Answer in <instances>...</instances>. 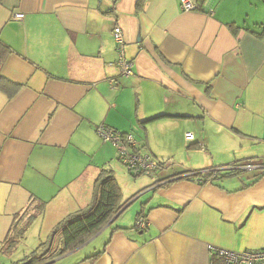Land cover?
Instances as JSON below:
<instances>
[{
  "label": "crops",
  "instance_id": "crops-1",
  "mask_svg": "<svg viewBox=\"0 0 264 264\" xmlns=\"http://www.w3.org/2000/svg\"><path fill=\"white\" fill-rule=\"evenodd\" d=\"M193 1L183 11L179 0H0L10 50L0 73L18 85L11 97L0 91V257L12 231L46 213L55 226L92 201L97 174L118 159L100 123L131 133L134 151L164 169L129 197L115 176L135 209L42 264H225L209 246H264V170L192 177L264 160V0ZM115 26L128 77L115 64ZM158 149H170V165ZM103 236L96 259L78 256Z\"/></svg>",
  "mask_w": 264,
  "mask_h": 264
},
{
  "label": "trees",
  "instance_id": "trees-1",
  "mask_svg": "<svg viewBox=\"0 0 264 264\" xmlns=\"http://www.w3.org/2000/svg\"><path fill=\"white\" fill-rule=\"evenodd\" d=\"M141 2L142 0H139L138 7H141ZM9 51L8 46L0 41V67ZM17 90L18 85L8 81L0 73V91L11 97ZM158 162L160 163V161ZM160 164L162 165V163ZM227 175H229L228 169H222L194 173L192 177H198L205 182L220 179ZM122 196L121 187L113 171L101 169L94 181L92 201L84 208L67 215L59 221L47 239L39 244L40 247L43 245L41 251L34 250L28 258L13 264H42L80 247L96 235L113 217L125 210L129 200H124ZM12 243L13 241L9 239V241L6 240L3 246ZM3 246L1 251L5 250V253L9 254L10 248ZM99 253L97 251L87 258L94 260L99 256Z\"/></svg>",
  "mask_w": 264,
  "mask_h": 264
},
{
  "label": "built area",
  "instance_id": "built-area-1",
  "mask_svg": "<svg viewBox=\"0 0 264 264\" xmlns=\"http://www.w3.org/2000/svg\"><path fill=\"white\" fill-rule=\"evenodd\" d=\"M179 6L183 11L196 10V5L193 0H179ZM22 17V13H17L15 15V18L17 19H21ZM112 36L117 49V58L115 60V64L118 68L119 75L122 77H128L133 74V60L128 59L125 55V42L120 27H114ZM108 82L110 85L117 87L115 84V79L111 78L108 80ZM96 133L101 141L111 143V145L116 148L118 159L124 163L127 171L132 173L134 176L141 173H148L151 175L153 172L162 167V165L157 160L150 159L148 156L134 151L136 140L131 133L120 132L108 127L104 123H100L96 127ZM184 138L186 141H192L193 134L191 132H187L185 133ZM222 169H235L242 171L255 169L263 171L264 160L251 159L244 162L243 164L215 170ZM146 224L147 220L144 217H138L135 221L136 228H144L146 227ZM209 248L217 255L222 257L225 264H264V246L259 249H244L241 251H232L213 246H209Z\"/></svg>",
  "mask_w": 264,
  "mask_h": 264
},
{
  "label": "rangeland",
  "instance_id": "rangeland-1",
  "mask_svg": "<svg viewBox=\"0 0 264 264\" xmlns=\"http://www.w3.org/2000/svg\"><path fill=\"white\" fill-rule=\"evenodd\" d=\"M192 134H194L193 132H191ZM185 135V134H184ZM98 136V135H97ZM99 138V136H98ZM100 139V138H99ZM178 137L173 136L172 139H170V141H172V143H176L177 142ZM193 139H194V135H193ZM160 140V139H159ZM188 143H190L188 141ZM188 143L185 144V146H191V145H187ZM192 143V142H191ZM111 145V143H109ZM194 147H191L193 149L195 148H199L196 147L195 145H193ZM115 148V147H114ZM111 152L114 153L116 151V155H117V150L115 149H109ZM164 150V153H162ZM170 149H158V152L161 151V154H166L163 158V160L165 161L166 165H170L173 160L171 159L172 157H170ZM173 150V149H172ZM175 150H179V149H175ZM177 155V159H185V155L182 153V151H178L176 153ZM175 155V156H176ZM160 160H162L160 157L158 156ZM163 163L164 162H161ZM113 165V167H112ZM106 168H111L114 171V174L116 177L119 178L120 180V184L123 187V191L125 194H129L128 197L131 195L129 193L130 190H133L135 188L136 185L140 186L142 184H144V182L147 181V179L150 177V174L148 173H142V174H138V176H134L132 173H129L127 171V168L125 167L124 163L117 159L114 155V159L112 160V163L109 165H105ZM163 167H166L165 165ZM160 169V168H159ZM164 169V168H163ZM161 168L160 171L163 170ZM126 182H129V184L127 185ZM135 184V186H134ZM129 190V191H128ZM127 196V195H126ZM139 200L137 202H134V204L132 203L130 206H128L125 210V215H128V213L132 212L136 205H138ZM53 213V212H52ZM54 223H52V214H47L45 215L44 219H43V223L41 222V219L38 220H33L28 228L27 231L25 232V234L23 235H19L16 231H12L11 237H12V244H7L3 247H8L10 248V254L5 253L6 251H1V257H0V264H13L16 263L20 260H24L26 258H28L31 253L34 250H38L41 251L43 248V245L40 247L39 244L44 241L45 239H47L49 232L51 233V228L54 226ZM106 238L103 236L102 238L97 239L96 241L92 242L91 244H89L88 246H86L83 250H81L78 254V256L84 257V256H88L91 255L93 253H95L102 245V243L104 242ZM56 242V240H55ZM71 258L63 259V261L60 262H53V263H49V264H69L67 263L68 260H70ZM48 264V263H47Z\"/></svg>",
  "mask_w": 264,
  "mask_h": 264
},
{
  "label": "water",
  "instance_id": "water-1",
  "mask_svg": "<svg viewBox=\"0 0 264 264\" xmlns=\"http://www.w3.org/2000/svg\"><path fill=\"white\" fill-rule=\"evenodd\" d=\"M118 215V214H117ZM117 215L115 216V217H113L108 223H107V225L109 224V223H111L116 217H117Z\"/></svg>",
  "mask_w": 264,
  "mask_h": 264
}]
</instances>
